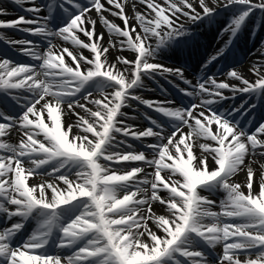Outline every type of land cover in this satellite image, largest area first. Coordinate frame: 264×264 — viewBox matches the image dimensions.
I'll list each match as a JSON object with an SVG mask.
<instances>
[{"label":"snow or ice","instance_id":"1","mask_svg":"<svg viewBox=\"0 0 264 264\" xmlns=\"http://www.w3.org/2000/svg\"><path fill=\"white\" fill-rule=\"evenodd\" d=\"M13 2L30 3L23 10L35 16L0 21V28L43 38L47 47L40 51L33 40H7L0 33V40L20 45L23 55L39 62L0 59V91L30 93L23 103L19 95L10 97L18 112L0 108V264H209L204 249L217 246L222 252L215 264H264V162L256 159L264 158V122L254 131L244 123L258 106L249 101L223 107L237 93L264 101V70L250 69L254 82L230 69L226 77L239 84L214 75L193 84L182 69L153 62L163 48L188 35L181 16L198 21L213 18L219 7L232 8L225 29L230 44L254 10L264 11V0H195L201 11L194 0H138L144 11L137 0ZM42 11L47 14L41 17ZM93 12L109 34L107 45ZM117 45L134 59L110 60ZM156 75L179 77L191 85V91H179L199 102L173 106L135 94L145 87V77ZM129 99L164 119L146 116L152 126L144 130L126 123ZM69 116L75 117L71 123ZM14 131L19 140L11 143ZM117 134L156 142L138 151ZM241 173L244 180L235 182ZM217 191L224 198L220 211H213L210 196ZM156 203L162 214L154 211ZM29 222L34 227L24 234Z\"/></svg>","mask_w":264,"mask_h":264},{"label":"bare ground","instance_id":"2","mask_svg":"<svg viewBox=\"0 0 264 264\" xmlns=\"http://www.w3.org/2000/svg\"><path fill=\"white\" fill-rule=\"evenodd\" d=\"M253 3H259V0H253ZM127 13H128V16L131 18L132 16H133V12H132V10H131V7H128L127 9ZM107 16V15H106ZM108 17V19L110 20V18H109V16H107ZM93 18L94 19H97V25H96V31H97V33H99V32H104V44L105 45H107V43H108V39H109V34L107 33V31H106V29H104V27H103V25L99 22V19H98V17L96 16V15H94L93 16ZM133 24L135 23V21L134 20H132L131 21ZM264 21H262V23H263ZM139 30V29H138ZM53 43H60L61 44V41H58V39H53ZM62 44H64L63 42H62ZM47 46V45H46ZM118 48H119V45H117V48L116 49H111L110 50V54H109V59L110 60H115V57L117 56V55H122V56H125V57H127V58H129V59H133V57H132V53L130 52V51H119L118 50ZM259 50H260V52H259V55H262V56H264V42H262V44H261V47L259 48ZM84 54L87 56V55H89V53H88V51L87 50H84ZM261 64H264V61H258V60H251V62H250V65L251 66H254V65H256V66H259V65H261ZM252 76H253V78H256L254 75H253V73H252ZM110 91V90H109ZM99 96V93H97V92H93V97H98ZM81 102H84L83 100H82V98H81ZM90 107H92V105H89ZM75 119V117H72V116H69V118H68V122L69 123H71V122H73V120ZM16 138H17V141L19 140V134H16ZM9 140H10V137H9ZM197 151H198V149H197ZM140 163H135V165H138V166H140L139 165ZM35 180H36V178H33V181L32 182H35ZM154 211L155 212H157V214H162L163 213V207L159 204V203H156L155 204V207H154ZM29 231V228L28 229H26V231L24 230V234H27V233H29L28 232ZM53 252H55L57 249H55V248H53V249H51ZM65 252H66V249H61L60 250V253L61 254H65Z\"/></svg>","mask_w":264,"mask_h":264}]
</instances>
